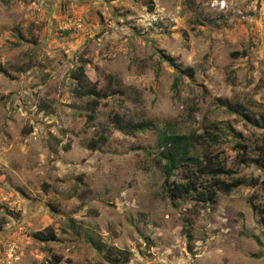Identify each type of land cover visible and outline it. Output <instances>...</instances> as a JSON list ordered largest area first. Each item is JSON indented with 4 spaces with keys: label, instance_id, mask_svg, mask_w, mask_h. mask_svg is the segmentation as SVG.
Here are the masks:
<instances>
[{
    "label": "rangeland",
    "instance_id": "rangeland-1",
    "mask_svg": "<svg viewBox=\"0 0 264 264\" xmlns=\"http://www.w3.org/2000/svg\"><path fill=\"white\" fill-rule=\"evenodd\" d=\"M162 131L261 183L173 196ZM263 142L264 0H0V264H264Z\"/></svg>",
    "mask_w": 264,
    "mask_h": 264
},
{
    "label": "trees",
    "instance_id": "trees-1",
    "mask_svg": "<svg viewBox=\"0 0 264 264\" xmlns=\"http://www.w3.org/2000/svg\"><path fill=\"white\" fill-rule=\"evenodd\" d=\"M84 95L92 96L90 101L93 111L98 107L99 100L103 98L102 93L96 89L91 92L88 90ZM117 125L121 129L135 130L134 124H123L117 120ZM255 126L261 127L258 122L254 123ZM145 129V128H143ZM207 134L201 136L190 137L185 134L162 131L159 135V146L162 149L160 153V163H163V172L165 176L164 187L169 193L178 198L191 195L197 191V181L204 176L209 175L213 179L210 186L204 187L203 190L198 191V198L205 203H213L219 191L226 194H231L235 189L241 186H258L261 182L259 178L237 177L233 178L230 182L223 181L220 177L223 175L232 176L234 171L228 169L220 161L216 159L212 151L209 149L212 142H217L211 135ZM91 148L96 149V144L91 143ZM200 145L203 151V157L195 156L192 154V149ZM238 149L241 151L238 154L242 163H255L257 165H264V142L256 146L259 151L258 157L251 158L248 156L249 146L247 144L238 143ZM182 166H191V171L188 175V182L175 183L171 180L175 171ZM264 184V182H262ZM34 237L40 241H48L55 239L54 235H46L44 232H37ZM126 253L120 250V254ZM129 261V258H125Z\"/></svg>",
    "mask_w": 264,
    "mask_h": 264
},
{
    "label": "built area",
    "instance_id": "built-area-1",
    "mask_svg": "<svg viewBox=\"0 0 264 264\" xmlns=\"http://www.w3.org/2000/svg\"><path fill=\"white\" fill-rule=\"evenodd\" d=\"M217 4H219V2Z\"/></svg>",
    "mask_w": 264,
    "mask_h": 264
}]
</instances>
